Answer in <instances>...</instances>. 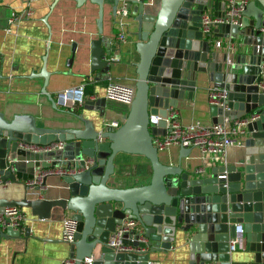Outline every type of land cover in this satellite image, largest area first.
<instances>
[{"label":"water","instance_id":"95a60500","mask_svg":"<svg viewBox=\"0 0 264 264\" xmlns=\"http://www.w3.org/2000/svg\"><path fill=\"white\" fill-rule=\"evenodd\" d=\"M58 1L53 0L50 9ZM74 1L82 6L87 0ZM88 1L98 7V36L89 41L90 71L107 73L115 60L101 36L105 0ZM121 3L130 10L138 56L134 98L123 123L96 129L93 119L70 109L69 96L60 92L55 100L46 90L50 72L44 55L40 71L29 77L43 78L41 93L53 106L66 108L58 111L69 117L48 126L30 113L0 112V180L24 186L21 199L0 198V212L7 206L27 207L39 219H49L53 209L71 213L76 220L69 243L74 264L86 257H92V264H151V253L172 248L187 257V264H231L229 240L236 235V225L241 226L247 250L254 252L253 262L264 264V0H247L236 24L215 23L209 34L202 30V14L225 17L227 0H113V17ZM214 38H239V52L215 50ZM76 47L74 43L73 54ZM205 82L226 91L225 106H211L214 123L225 116L247 120L240 156L209 174L186 170L181 161L162 162L153 145L155 135L166 133L168 110L178 100H191L197 83ZM106 102L98 97L80 105L103 117L110 108ZM150 116L159 117L158 122L149 125ZM191 149L180 147V159ZM118 154L146 158L151 168L148 183L111 186L112 177L123 175ZM60 168L64 173L42 178L43 186L48 178H57L56 198H45L44 189L26 184L41 171ZM39 190L41 197L31 196ZM126 219L137 222L122 234V243L132 250L109 247L110 235ZM29 233L28 227L22 231V226H8L0 237L24 238Z\"/></svg>","mask_w":264,"mask_h":264},{"label":"crops","instance_id":"0c3cea01","mask_svg":"<svg viewBox=\"0 0 264 264\" xmlns=\"http://www.w3.org/2000/svg\"><path fill=\"white\" fill-rule=\"evenodd\" d=\"M112 1L105 0L101 36L111 52L109 57L115 61L111 63L109 71L104 73L100 70L92 72L89 67V41L98 36L96 4L87 0L82 6H77L74 0H59L50 9L53 0H0V112L6 116L30 113L40 125L48 126L57 124L58 118L69 117L58 111L66 108L59 103L53 106L47 96L41 93L43 78L29 77L32 72L40 71L44 55H47L46 69L50 72L46 90L55 100L60 92L74 90L79 86H83L85 99L105 97L108 77L134 86V63L138 56L134 51L135 37L131 34L133 26L130 10L127 16L113 17ZM26 8L31 9V15L24 14ZM14 13L18 19L15 24L8 26V19ZM119 32L125 34L126 40L117 43L115 38ZM228 40L214 38L212 46L215 50L225 52ZM216 41H221L220 47L215 46ZM239 42V38L232 40L231 52L234 55L239 52ZM74 43L77 47L73 54ZM69 58H72L70 65ZM196 86L191 100L184 98L177 101L175 109L179 120L186 125L197 122L203 125L214 124L216 117L212 115L207 99L208 90L213 85L205 82L197 83ZM106 103L110 108L103 117H98L95 110H83L79 104L70 109L75 113L82 111L85 117L93 119L96 129L109 128L105 126L108 121H117L120 126L123 114L128 112V105L110 100ZM242 149L243 145L231 147L226 153L213 156L192 148L186 157L180 159V147L170 146L160 151L159 157L166 164L179 165L181 161L186 170L202 169L209 174L212 168L237 159ZM116 158L123 164V175L112 177L111 186L129 187L148 183L151 168L146 158L131 154H118ZM6 182H0V198L19 200L24 196L22 184ZM57 185L56 177L48 178L44 197H58ZM36 192L31 193V196L34 197ZM23 211L22 231L28 227L29 236L0 237V264H62L69 257V244L62 239V219L69 212L53 209L54 213L49 219H39L31 214L29 208L24 207ZM230 257L231 264H255L254 252L247 250V247L232 251ZM150 260L151 264H187V257L175 248L167 252L151 253Z\"/></svg>","mask_w":264,"mask_h":264},{"label":"built area","instance_id":"2783aa9c","mask_svg":"<svg viewBox=\"0 0 264 264\" xmlns=\"http://www.w3.org/2000/svg\"><path fill=\"white\" fill-rule=\"evenodd\" d=\"M230 8L227 11V15L223 18L213 17L209 11H205L202 14V30L205 34L211 32L212 26L215 23L230 22L236 24L238 22L237 17L240 11V7L245 1L237 2L235 0H227ZM32 11L30 8H26L24 11L25 15H31ZM117 15L123 17L129 15V10L124 3H121L117 9ZM116 15V16H117ZM18 16L14 13L8 19V26L15 24ZM10 26V27H11ZM10 27L7 28L10 31ZM126 40V36L123 32H119L116 35L115 41L122 42ZM228 49L232 48V41L228 40ZM216 47L221 46V41H216ZM114 59V58H111ZM262 83L260 85L261 92L264 93V64L261 66ZM63 93V96H69L71 106L75 104H82L85 99L83 86H79L74 90H68ZM135 89L134 86L125 84L118 80L108 77V81L105 86V98L110 101H117L125 105H130L134 98ZM226 97V91L219 88H210L208 90L207 99L208 104L213 106H225L224 100ZM159 117L150 116L149 125H154L158 122ZM165 120V135H155L153 137V145L160 152L168 149L170 146L179 147H191L198 148L203 154L208 155H222L226 153L228 148L239 147L243 145V139L245 132V125L247 120L245 119H232L228 116L223 117L221 122L214 123L211 125H203L199 122L191 124H183L179 120L178 111L175 108L168 110ZM105 126L109 128H117L119 123L117 121L105 122ZM60 143L55 144L59 146ZM32 149H41L40 146L36 145H25ZM196 171H202L198 169ZM64 173L63 169H47L43 172L38 173L33 179L27 181V185L34 189L42 190L45 186L42 185V178L46 175H54ZM1 182V180H0ZM7 184V182H3ZM36 192L37 197H41L42 194ZM24 211L23 207L19 206H7L4 207L3 212H0V230L5 229L8 226L18 228L23 226L24 222ZM137 222L134 219H126L116 230L110 235L107 245L116 250H132L130 246L122 243V234L129 231L131 228H136ZM76 229V220L72 217L71 213L67 214L62 219V239L66 243H71L74 240V234ZM235 236L229 240V251H235L238 248L246 247V241L242 235V229L240 225H236ZM92 257L84 258L82 264H92ZM75 259L67 257L62 261V264H74Z\"/></svg>","mask_w":264,"mask_h":264},{"label":"rangeland","instance_id":"374dc122","mask_svg":"<svg viewBox=\"0 0 264 264\" xmlns=\"http://www.w3.org/2000/svg\"><path fill=\"white\" fill-rule=\"evenodd\" d=\"M129 107V106H128Z\"/></svg>","mask_w":264,"mask_h":264}]
</instances>
